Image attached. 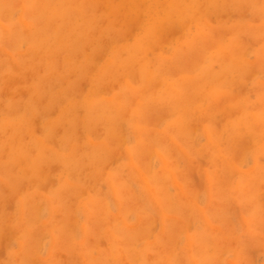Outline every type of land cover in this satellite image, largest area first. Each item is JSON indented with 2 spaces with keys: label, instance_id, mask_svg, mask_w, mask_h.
Here are the masks:
<instances>
[{
  "label": "clouds",
  "instance_id": "clouds-1",
  "mask_svg": "<svg viewBox=\"0 0 264 264\" xmlns=\"http://www.w3.org/2000/svg\"><path fill=\"white\" fill-rule=\"evenodd\" d=\"M0 264H264V0H0Z\"/></svg>",
  "mask_w": 264,
  "mask_h": 264
}]
</instances>
